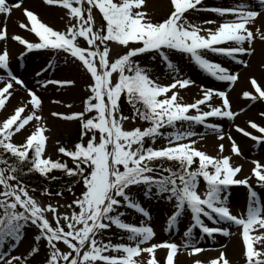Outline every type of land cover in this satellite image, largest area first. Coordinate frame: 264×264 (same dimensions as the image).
Instances as JSON below:
<instances>
[{
  "label": "snow or ice",
  "instance_id": "1",
  "mask_svg": "<svg viewBox=\"0 0 264 264\" xmlns=\"http://www.w3.org/2000/svg\"><path fill=\"white\" fill-rule=\"evenodd\" d=\"M24 3L0 0V15L5 18L0 25V42L6 45L11 39L26 52L63 54L65 63L76 65L88 77L89 94L82 101V111L51 113L80 125L79 142L71 150L58 148L63 157L71 159L74 167H70L67 160L47 155L49 129L38 114L41 97L13 73L8 48L0 49V70L4 73L0 75V113H7L17 86L30 97L0 119V264H28L29 257L40 252L41 241L48 249L46 264H161L158 249L167 250L163 264H179L181 252L195 257L193 264H233L223 250L225 245L215 258L205 262L199 254L206 249L198 246L195 236L199 230L201 237H230L231 226L240 230L244 264H264V201L250 184L254 177L264 188V162L252 160V176L237 178L243 166L234 163L233 155H242L241 149L230 133L226 136L222 125L209 122V118L234 121L239 113L232 110L227 92L203 85L202 97L186 102L180 92L195 81L182 77L172 59L179 53L215 80L227 82L229 87L237 84L238 72L208 57L216 55L249 67V60L243 57L255 55L257 40L264 43V25L256 26L264 13V0H256L259 10L249 0L212 7L205 6L204 0H166L168 14L159 21L152 18L149 0H42L44 6L65 11L63 30L50 26L37 12L23 7ZM13 10H22L27 23L21 22L19 27L34 34L36 41L9 35L7 20ZM96 12L101 18L99 26ZM204 12L215 14L217 19L199 20ZM112 45L126 51L112 56ZM146 53L164 63L170 83L162 84L159 76L140 64L137 58ZM53 67L49 62L48 68ZM36 75L41 76V72ZM37 83L47 89L50 85L74 86L76 81L46 79ZM249 84L252 90L243 91V98L264 101V75L259 79L252 76ZM214 98L220 99V106H214ZM124 103L130 106L131 115L124 114ZM259 115L264 118V111ZM129 120L148 126L126 129L124 122ZM248 125L260 135L239 125L236 131L264 144V126L254 120ZM196 126L211 130L219 141L227 138L233 155H223V143H219L217 155L197 147L205 133L197 132ZM29 128L34 130L24 136ZM18 135L23 136L22 142H16ZM159 140L165 143L157 146ZM165 162L178 167H165ZM57 170L75 178L73 186L67 188L75 198L67 205L42 204L34 195L36 189H30L21 177L38 173L54 181L59 177L51 174ZM201 179L203 193L199 190ZM81 182L83 190L77 196L73 187ZM234 185L249 189L246 210L239 214L229 206V189ZM41 195L63 197L64 193L45 189ZM141 197L174 202L168 231L178 229L185 212L190 213L182 244L150 243L155 232ZM62 207L70 211L61 212ZM127 210L145 219L138 225L127 222ZM225 224L229 227L222 226ZM29 227L38 230L35 243L27 255H12ZM112 235H117V242ZM61 243L68 251L61 250Z\"/></svg>",
  "mask_w": 264,
  "mask_h": 264
},
{
  "label": "rangeland",
  "instance_id": "2",
  "mask_svg": "<svg viewBox=\"0 0 264 264\" xmlns=\"http://www.w3.org/2000/svg\"><path fill=\"white\" fill-rule=\"evenodd\" d=\"M16 0H9V3H14ZM205 6H230L232 3L230 1H213L209 0L205 2ZM230 4V5H228ZM23 7H28L30 10L37 12L41 18L47 22L50 26L55 29L63 30L67 23V18L65 17V11L59 8L56 9V18L48 19L41 14L40 9L49 8L42 4V0H25ZM254 8V6H253ZM14 11V10H13ZM18 16L16 18V23L11 27L10 20L11 17L7 20L8 32L9 35L18 34L30 42L36 41L38 38L34 36V34L29 33L28 31L21 29L19 24L21 22L27 23L26 17H24L22 10H15ZM149 11L154 20H162L167 14L168 9L166 6V0H164L159 5H152L149 3ZM13 14V12H12ZM97 19V25L101 23V18L98 12L95 13ZM12 16V15H11ZM213 17V13H200L198 18L200 20L211 19ZM4 16L0 15V25L3 24ZM264 47V43L259 42L257 40L255 47L256 52L258 48ZM7 47L10 54V68L15 75L24 80L25 84L28 88H31L33 91H36L37 94L41 97L42 104L45 102H52L51 107L49 108L48 114H44L39 112L38 114L43 117V121L46 124L49 131L46 133L49 137V141L47 143L46 153L51 156L52 159H56L58 157V148L63 146L71 150L75 145V137L77 134L80 135V125L78 122L73 121H64L59 118L51 116L52 112H61L65 114H71L72 112H79L83 110L82 101L89 94L86 91L87 83L89 82L88 77L83 75L82 72L77 68L76 65L71 62L65 63L64 55H55L49 51H32L26 52L24 46L20 45L18 42L12 41L9 39L8 43L5 45L3 42H0V49ZM126 49L117 47L116 45H112V56H116L118 54H122ZM24 53L23 59H19L20 55ZM261 57V58H260ZM260 57L253 59V57H243L244 59L249 60V67L245 68L242 65H238L230 59L224 57H218L216 55H209V59L222 63L223 66L228 67L230 70L238 72L240 79L237 84L229 87L227 82L217 81L207 73L200 70L194 63H192L188 57L183 56L179 53L172 57L174 63L178 65L180 69V75L184 78H189L195 83L190 85L188 89L181 90L180 94L184 97L186 102H194L195 99L201 98L202 93L200 91V86L203 85L206 88H214L220 91H225L228 94L230 99L232 110L238 112L239 115L236 117L234 121H230L228 119H219V118H209V122L218 123L222 125L224 132L227 134H231L239 148L241 149L242 155L235 156L231 153V142L225 138L223 141H219L216 137V134L211 132V130L205 129L203 126H196L195 130L197 132L205 133V137L203 141H201L197 147L202 148L206 152L217 155L218 154V145L219 143H223L225 145V152L223 155H233V161L237 165H242V172L237 174V178L244 179L246 177L252 176L251 169L253 165L251 164L252 160H259L264 162V144H257L255 141H252L249 137L243 136L242 133L236 131V126L239 125L242 128H245L248 131H251L254 135H260L254 129H251L248 125L249 120H254L256 123L264 126V118H261L259 113L264 111V101H251L243 98L242 92L245 90L251 91L249 80L252 76H256L258 79L261 74H264V54ZM140 60V64L144 67H148L152 70V74L154 76H159L160 82L162 84H168L171 82V79L168 75V69L164 65L163 62L157 57L155 60L152 59V54L146 53L142 56L138 57ZM49 62H53L55 67L48 68ZM27 70V72L25 70ZM47 69V71H45ZM41 72V76H37L36 73ZM31 74V77H29ZM0 75H4L3 71L0 70ZM46 79H74L76 81L74 86H68L64 88H60L59 86H48L47 89H42L37 81H43ZM17 89L22 90L23 94H25L24 89H20L17 86ZM63 89V90H62ZM18 91V90H17ZM16 91V92H17ZM71 94V95H70ZM13 100V101H12ZM53 101H59L60 103H53ZM214 106H220L221 101L219 98H214L213 101ZM67 105H71L68 107ZM20 106L15 102L14 99H11V102L8 106L7 113H0V119L5 118L8 113H11L15 107ZM42 107V106H41ZM243 109V111H241ZM207 110V109H206ZM42 111V109L40 110ZM251 111L252 114L249 115L247 113ZM139 126L141 128L147 127V123L139 122V121H125L124 127L126 129H131L133 127ZM34 129L29 128L28 131L24 132V136L30 134ZM165 131H170V129H166ZM23 136L18 135L16 137V142H22ZM59 142V143H57ZM63 143V145H62ZM165 143L163 140H159L157 142V146ZM250 184L252 188L257 191L262 201H264V188L259 187L257 185V181L254 177L250 180ZM83 190V184H79L73 191L78 196ZM199 190L201 193L205 191V183L201 179ZM230 198H229V206L230 210L234 214L242 213L246 210L247 200L249 196V189L244 185H234L231 186L230 189ZM34 195L36 198L42 203L47 204L49 202L59 203L61 205H67L71 203V201L75 198L71 193L64 194L63 197L53 196L51 198L42 196L40 192H35ZM142 203L144 207L149 210L151 214L150 223L151 227L154 229L155 236L153 237L150 243H163L165 241L175 242L180 245L183 242V233L189 225L190 221V213L185 212L184 216L180 219L178 229H173L172 231H168L167 220L169 216L174 211V202L169 203L163 199H144L141 197ZM61 212L70 211L66 207L60 208ZM49 219H51V214H48ZM145 218L141 215L136 214L133 210H127L126 220L127 222L139 224ZM206 223L211 225V222L206 221ZM224 227H229V225H222ZM230 232L233 233L230 237H224L220 234H216L214 238H209L207 236L201 237V233L199 230H196L195 236L197 240H199L200 247L206 249V251L202 252L200 258L205 262L210 258H215L219 251L221 250V245H225L226 247L223 249L226 251L227 256L232 260L233 264H244L243 259L241 258V244L239 237V229L231 226L229 228ZM116 230L113 229V232ZM38 234V230L35 227H29L25 230L24 239L20 242L19 246L12 251V255H21L22 257L27 255L30 251L31 246L35 243L34 236ZM117 235H112L113 242H117ZM40 252L33 256H30L28 259V264H46V259L48 256V249L45 241H41L39 244ZM59 247L62 251H68L67 247L62 243L59 244ZM5 251L8 250L7 245H5ZM167 250L158 249L157 257L163 264L166 258ZM195 257H189L186 252H181L178 254L179 264H193V260Z\"/></svg>",
  "mask_w": 264,
  "mask_h": 264
},
{
  "label": "trees",
  "instance_id": "3",
  "mask_svg": "<svg viewBox=\"0 0 264 264\" xmlns=\"http://www.w3.org/2000/svg\"><path fill=\"white\" fill-rule=\"evenodd\" d=\"M123 112L125 115H131V108L126 103L123 104ZM137 121H139V120H137ZM139 122H142V121H139ZM144 123H146V122H144ZM79 137H80V135L77 134L75 139H73V140H75V143L79 142ZM62 145H63V143H62ZM57 159L67 160L69 166L74 167L71 159H69L67 157H63L62 154H60V153L58 154ZM169 166L174 168V169L178 167L176 164H169L168 162H165V167H169ZM25 171H26V168H25ZM51 175L59 177V179L52 181V180H49L48 178L41 176L38 173H31V174H28L26 176H22L21 179L23 180V182L26 185L29 186L30 189L35 188L36 191L40 192V193L42 191H44L45 189H48L53 194H55L58 191L63 192L64 194H70L67 191V188L69 186H73L75 178L68 177L63 172L58 171V170L54 171ZM78 185L79 184H75L73 189H75V187H77ZM53 196H55V195H53Z\"/></svg>",
  "mask_w": 264,
  "mask_h": 264
},
{
  "label": "bare ground",
  "instance_id": "4",
  "mask_svg": "<svg viewBox=\"0 0 264 264\" xmlns=\"http://www.w3.org/2000/svg\"><path fill=\"white\" fill-rule=\"evenodd\" d=\"M164 0H149V3H151L152 5H159L163 2ZM213 1H222V0H213ZM225 1V0H224ZM226 1H230V2H239V0H226ZM249 2L254 6V9L255 10H259V5L256 3V0H249ZM235 3H232V5H234ZM230 5V4H228ZM230 5V6H232ZM56 9H53V8H46V9H40L41 11V14L45 17H48V19H55L56 18ZM16 11L14 10L13 11V14L11 16V20H10V26L12 27L15 23H16V18L18 19V16L16 15ZM199 19V18H198ZM211 19H217L216 15L213 14V17H211ZM200 20V19H199ZM1 22V20H0ZM261 25H264V13L261 14V16L257 19V22H256V26L257 27H260ZM264 30V29H262ZM262 54H264V47H260L258 48V51L255 53V55H253V59L257 57H260ZM261 58V57H260ZM27 72V70H25ZM264 75V74H261V76ZM260 76V77H261ZM29 77H31V74H29ZM259 77V78H260ZM33 78V77H31ZM18 91L15 93L14 97L12 99L15 100V102L17 104H21V103H26L30 97L27 96V93L25 92V94H23L22 90H19L17 89ZM63 90V89H62ZM65 90V88H64ZM71 95V94H70ZM13 101V100H12ZM52 105V102H45L42 104V111H39V112H42L44 114H48V111H49V108L51 107ZM38 112V113H39ZM247 113H249V115H255V114H252L251 111H248Z\"/></svg>",
  "mask_w": 264,
  "mask_h": 264
}]
</instances>
